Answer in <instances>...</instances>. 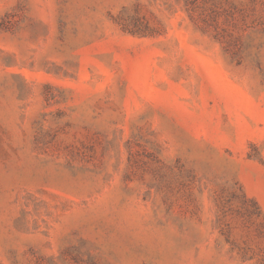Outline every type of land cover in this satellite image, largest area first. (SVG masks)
<instances>
[{
    "label": "rangeland",
    "instance_id": "rangeland-1",
    "mask_svg": "<svg viewBox=\"0 0 264 264\" xmlns=\"http://www.w3.org/2000/svg\"><path fill=\"white\" fill-rule=\"evenodd\" d=\"M0 264H264V0H0Z\"/></svg>",
    "mask_w": 264,
    "mask_h": 264
}]
</instances>
